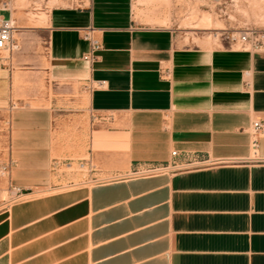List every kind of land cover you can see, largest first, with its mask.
<instances>
[{"label": "crops", "instance_id": "crops-1", "mask_svg": "<svg viewBox=\"0 0 264 264\" xmlns=\"http://www.w3.org/2000/svg\"><path fill=\"white\" fill-rule=\"evenodd\" d=\"M141 1L54 7L0 60V162L19 198L0 209V264H264V165L183 157L249 155L264 53L187 47ZM88 30L102 45L92 63ZM173 152L180 168L137 175ZM87 157L99 180L60 191L74 180L55 167Z\"/></svg>", "mask_w": 264, "mask_h": 264}, {"label": "rangeland", "instance_id": "rangeland-1", "mask_svg": "<svg viewBox=\"0 0 264 264\" xmlns=\"http://www.w3.org/2000/svg\"><path fill=\"white\" fill-rule=\"evenodd\" d=\"M11 1L16 8V16L23 22L19 25L23 27L35 26L38 18L44 14L47 15L46 11L54 7L77 4L80 0H48V2L46 0H24L22 5L17 4V0ZM141 6L144 9L142 14H145L147 18H162L164 24L171 27L182 44L187 47L222 49L229 46L228 36L234 34L240 37L242 34L252 32L256 33L255 36L261 37L260 41L264 43L262 38L264 35V0H143ZM3 15L7 18L9 13L5 12ZM147 22L151 23V21ZM23 31H28L29 39L34 42L35 37H32L33 33H30L33 30ZM42 36L46 38V34ZM41 43L45 44L46 41ZM237 47L241 48L240 45ZM246 49L252 50L250 46ZM97 148L98 146L94 145V149L97 150ZM89 159L91 157L86 158V160ZM8 165V162H0V209L10 207L19 199L15 191L10 188L9 172L3 174V168ZM66 165L59 169L55 168V172L70 177L74 182L70 184V180L64 181L60 191L89 189L95 180H99L93 176L96 173L88 174L87 169L82 171L80 164L73 165L71 168Z\"/></svg>", "mask_w": 264, "mask_h": 264}, {"label": "built area", "instance_id": "built-area-1", "mask_svg": "<svg viewBox=\"0 0 264 264\" xmlns=\"http://www.w3.org/2000/svg\"><path fill=\"white\" fill-rule=\"evenodd\" d=\"M48 2V0H46ZM11 0H0V60L9 62L13 54L19 51L20 46L16 39V22L13 18V11L11 10ZM8 12L9 16L6 18L3 13ZM255 32L250 34H242L240 37L234 34L227 37L229 46L240 45L241 48H247L250 46L252 52L264 53V43L260 41L261 37L255 36ZM85 39L90 43L91 51L85 56V60L92 63L95 60L94 54L102 49L101 43L93 36V30H88L84 34ZM264 39V35L262 36ZM264 133V124L261 121L252 122L248 129L249 140V155L246 158H228L217 159L210 162L202 161L200 158L193 154H184L183 157L188 161L187 165L190 168H216V167H244V166H262L264 165V158L260 154V141ZM181 154L177 152L172 153L173 162L167 166L157 168H145L137 173L139 177H152L169 172L172 169L180 168L183 166L179 164V158ZM69 168L71 164H67ZM80 169L84 171L87 169L88 174L96 173V167L92 163L91 159L83 161L80 165ZM56 168V167H55ZM11 165L3 168V174L9 172Z\"/></svg>", "mask_w": 264, "mask_h": 264}, {"label": "bare ground", "instance_id": "bare-ground-1", "mask_svg": "<svg viewBox=\"0 0 264 264\" xmlns=\"http://www.w3.org/2000/svg\"><path fill=\"white\" fill-rule=\"evenodd\" d=\"M17 4H20V5H22L23 3H24V0H22V1H20V0H17V2H16ZM15 8V7H14ZM14 8H13V4H12V6H11V10L14 12ZM195 12V11H194ZM193 12V13H194ZM15 13V12H14ZM13 13V14H14ZM198 14V13H197ZM202 15H205V14H202ZM14 16H15V18H17L18 19V21H20L19 20V17L18 16H16V14H14ZM14 16H13V18H14ZM15 18H14V20H15ZM193 19V18H192ZM209 19H210V17H209ZM46 20H48L47 19V15H43V16H40L39 18H38V20H37V23H36V25H43V24H45V22H46ZM202 20V19H201ZM17 21V23H16V28H17V30L18 29H26L27 27H22V26H20L19 25V23L20 22H18ZM15 22H16V20H15ZM204 23V22H203ZM206 24H207V22H205ZM210 24V23H209ZM212 24V23H211ZM210 24V25H211ZM194 27V26H193ZM197 27V26H196ZM200 27V26H199ZM202 27V26H201ZM210 27V26H209ZM213 28V27H212ZM205 29H207V28H205ZM20 34L18 33L17 34V38H18V36H19Z\"/></svg>", "mask_w": 264, "mask_h": 264}]
</instances>
